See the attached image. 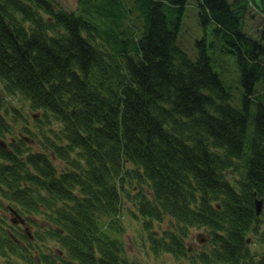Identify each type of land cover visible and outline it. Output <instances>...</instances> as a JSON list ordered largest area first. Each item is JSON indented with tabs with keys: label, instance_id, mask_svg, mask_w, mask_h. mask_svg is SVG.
<instances>
[{
	"label": "trees",
	"instance_id": "trees-1",
	"mask_svg": "<svg viewBox=\"0 0 264 264\" xmlns=\"http://www.w3.org/2000/svg\"><path fill=\"white\" fill-rule=\"evenodd\" d=\"M74 1L0 0V264H140L120 238L124 202L156 256L264 264V29L245 30L264 0H198L213 40L195 59L177 45L187 0ZM208 45L234 57L238 105ZM192 229L209 235L195 257Z\"/></svg>",
	"mask_w": 264,
	"mask_h": 264
},
{
	"label": "rangeland",
	"instance_id": "rangeland-1",
	"mask_svg": "<svg viewBox=\"0 0 264 264\" xmlns=\"http://www.w3.org/2000/svg\"><path fill=\"white\" fill-rule=\"evenodd\" d=\"M58 1L66 9H72L75 5L74 0ZM197 1L198 0H187L176 30L177 45L191 59H195L197 57L198 47L195 43L197 40H199L203 35L205 36L207 43L210 40H213L211 34L212 25H200L197 15ZM248 13L245 30H247V33L255 38L256 35H261V32L264 29V17L256 10V8L253 7V5L249 6ZM165 16L169 27L172 28L173 21L177 16L176 12L165 8ZM207 52L211 58L210 65L213 71L218 75L223 87L233 95L234 104L238 105L241 97V86L239 83V74L234 63V57L230 54L222 52L217 45L213 48L208 45ZM261 85L262 84H259L258 86L262 88ZM261 93L264 94V88H262ZM30 125L32 124L29 122V126ZM135 213L136 211L130 203L124 204L121 218L124 225V231L120 238L123 242L126 257H128L129 260L137 261L139 259L140 264H186V258L177 260L164 253L158 254V256L151 253L147 240L148 232L141 229L142 219L135 218ZM7 217H9L8 213H6V218ZM166 224L168 225V221L160 223L159 225H163L164 227ZM153 227L157 231L159 230L158 224H154ZM198 235L201 236L200 238L204 239V241L208 236L203 229H192L190 231L189 238L185 242V246L188 247V254L191 253L194 257L198 251L203 250V246L205 245V243L197 244L195 237ZM249 249L252 252L256 251L255 253L263 252L259 250L256 244H251ZM195 264L199 263L196 261Z\"/></svg>",
	"mask_w": 264,
	"mask_h": 264
},
{
	"label": "water",
	"instance_id": "water-1",
	"mask_svg": "<svg viewBox=\"0 0 264 264\" xmlns=\"http://www.w3.org/2000/svg\"><path fill=\"white\" fill-rule=\"evenodd\" d=\"M25 140L27 141V138H25ZM0 147H3V148L5 147V144L2 141H0ZM260 209H261V200H256L255 201V212H256V214L259 213ZM12 213H14V212L12 211ZM16 217H18V216H16ZM11 221L14 223H22V220H20V219L18 221H15L14 219ZM199 242H201V241H199Z\"/></svg>",
	"mask_w": 264,
	"mask_h": 264
}]
</instances>
